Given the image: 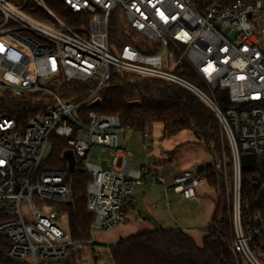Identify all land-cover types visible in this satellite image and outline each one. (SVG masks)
I'll use <instances>...</instances> for the list:
<instances>
[{"label":"built area","instance_id":"obj_1","mask_svg":"<svg viewBox=\"0 0 264 264\" xmlns=\"http://www.w3.org/2000/svg\"><path fill=\"white\" fill-rule=\"evenodd\" d=\"M263 12L264 0H0V93L41 94L44 101L40 111L28 113L24 128L0 110V238L9 242L10 264H59L71 250L96 244L93 232L77 242L60 226L72 180L68 164L43 167L52 136L65 139L83 160L91 177L87 209L94 219L102 218L99 231L126 224L139 187L157 183L168 189L167 179L149 167L141 178L130 177L133 155L119 141L130 129L119 117L93 111L81 117L84 105L100 100L114 69L178 84L215 112L235 168L232 250L249 264H261L256 254L264 256V28L257 15ZM113 25L128 36L115 51ZM131 34L155 44L157 52L137 47ZM181 64L192 69L204 90L175 73ZM63 83H94V88L84 101L69 102L57 92ZM245 155L253 159L247 178L256 212L244 230ZM171 176L172 188L186 199L195 198L204 182L200 172Z\"/></svg>","mask_w":264,"mask_h":264},{"label":"trees","instance_id":"obj_2","mask_svg":"<svg viewBox=\"0 0 264 264\" xmlns=\"http://www.w3.org/2000/svg\"><path fill=\"white\" fill-rule=\"evenodd\" d=\"M51 7L55 9L56 5ZM126 37H128L126 33L120 32L116 26L111 27V47L120 49L127 44ZM129 37L132 38L133 34ZM136 46L140 48L141 43L136 42ZM111 49L115 51L114 48ZM175 73L204 90V86L188 65L181 64ZM93 88L94 83H63L57 92L64 100L79 103L86 99ZM42 97L41 94H28L22 98H15L10 94L0 93V110L6 111L20 128H24L29 121L28 113H36L44 107ZM99 97L101 100L99 106L93 108L88 104L81 108V117L84 120L87 114L93 111L100 115L119 117L125 127L136 133H145L154 124L163 126L165 138L185 130L193 132L197 143L205 146L212 158V162L198 172L202 173L205 184L217 195L216 209L207 226L202 246H198L182 230L155 227L154 230H145L110 245L109 250L114 264H243L244 261L248 263L241 253L234 254L232 250L235 229L233 215L226 202V192L228 187L231 189L233 179L230 171V179L226 183L221 162L225 152L227 159H232L228 161L229 167H232L233 156L215 112L197 95L178 84L143 78L119 69L112 71L111 79ZM220 106L223 108L221 103ZM70 148L65 139L52 136L50 151L43 167L65 169L67 162L63 155ZM248 174L247 170H242L240 206L244 230L249 216L256 212L253 185L247 178ZM69 175L72 180L71 201L62 208L68 217V229L72 239L84 242L90 239L95 220L87 209L86 190L91 177L79 157L76 159V170ZM131 210L129 208L127 212ZM8 247L9 242L0 238L2 264H10L7 257ZM256 255L259 262L264 264V256L260 253ZM59 264L80 263L76 254L72 253Z\"/></svg>","mask_w":264,"mask_h":264},{"label":"crops","instance_id":"obj_3","mask_svg":"<svg viewBox=\"0 0 264 264\" xmlns=\"http://www.w3.org/2000/svg\"><path fill=\"white\" fill-rule=\"evenodd\" d=\"M131 134L133 137H131ZM123 136L122 146L132 153L133 159L137 153L143 152L145 154V159L138 166L140 171H142L144 167L151 168L155 173L167 179L168 189L157 183L141 186L143 187L140 196L141 200L134 197L137 207L131 210L136 211L137 209L139 212L137 216L130 218L126 217V224L106 232L100 231L102 232L100 234H109L112 237L111 242L115 244L119 242L121 238L127 239L137 235L140 230H154L155 227H160L167 230H182L185 234L190 236L198 246H202L203 240L207 234V226L216 209V200L212 198L214 202L212 201V203L209 204L206 203V209L200 216H197L195 210L197 207L202 206L205 198H210L208 195H210L211 192L213 194H215V192L206 184L204 185L202 183L197 190L196 197L186 199L172 188L171 175L192 172L194 166L199 163L205 165L211 163V155L208 153L205 146L197 143V139L193 132L188 130L165 138L163 136V126L161 124L152 125L145 133H136L130 130L126 134H123ZM146 143H149L148 149L145 148ZM155 190L159 193L156 197L154 196ZM139 200L142 201L145 207L139 206ZM143 208L146 209L145 211L148 212L149 215L152 214V217L153 214L155 217L158 216V212H160V214L164 213V221L167 224H163L161 221L162 225L158 224L155 217V219H148L145 216L146 213Z\"/></svg>","mask_w":264,"mask_h":264},{"label":"rangeland","instance_id":"obj_4","mask_svg":"<svg viewBox=\"0 0 264 264\" xmlns=\"http://www.w3.org/2000/svg\"><path fill=\"white\" fill-rule=\"evenodd\" d=\"M257 20L259 22L260 28H264V12L260 13L259 15H257ZM133 40L137 41L138 43H141L144 47H146L148 49H152L154 52H157L156 51L157 50V46L155 44H148L143 39L139 38L137 35H134V34H133ZM111 48H114V50H116V47H111ZM166 69L168 71H171L170 68H166ZM58 81L59 80H57L56 83H58ZM130 133H132V132H130ZM123 137H124L123 134L119 135V141H120V145L121 146L123 145ZM131 137H133L132 134H131ZM131 146H132V143H131ZM49 151H50V146L48 147V149L46 151V157L48 156ZM103 157H104V155H103ZM144 159H145V154L143 152L136 154L135 158L132 161V165H131V169H130V177L131 178H133V179L141 178L142 172L140 171L138 166L140 165V163L143 162ZM228 161H232V159L228 160L227 157H226V154L224 152L223 156H222V162H221L222 171L224 173V179H225V181L227 183V180L230 179V171H231L232 179H233L232 186L230 187L231 189H229V187L227 185V187H228L227 190L228 191L226 192V202H227V204H228V206H229V208L231 210V213H232L233 219H234V204H235V198H236V196H235V194H236V177H235L234 163H233L232 167L231 166L229 167ZM204 166H205V164L199 163L198 165L194 166V169H193L192 172L196 173L200 169H202ZM203 184L205 185V182H203ZM206 189H208V188H206ZM142 190H143V187H139L137 189V191L134 193V197L135 198H139L141 200L140 196H141ZM212 191H214V190L212 189ZM158 194H159L158 191L155 190L154 196L156 197ZM208 196H210V198H205L203 200V203H202L203 208H202V206L196 208L195 213L197 214V216H200L201 213L206 209V203L207 204L212 203L213 199H215V200L217 199L216 198L217 195L213 194L212 192ZM139 206L140 207H142V206L145 207V205L142 203V201H140ZM143 209H144V212L146 213L145 216L148 219L155 217L154 214H153V217H152V214L149 215V213L145 211L146 209L145 208H143ZM138 213L139 212L136 209V211L133 210L129 214H127L128 216H126V217L127 218L135 217V216H137ZM23 214L24 215H28L27 209H25V208L23 209ZM158 214L159 215L155 217L156 219L154 218L155 220H157L158 224H161V225H162V223L163 224H167L164 221V218H165L164 215L165 214L164 213L160 214V212H158ZM148 216H150V217H148ZM59 222H60L61 228H63L64 230H67L68 217H62L61 216L59 218ZM101 222H102V218L101 217H97L94 220V226L92 227V232H93L94 236L96 237V244L93 247L90 248L89 246H85L82 250H78V251L71 250V253L76 254V257H77L78 262L80 264H114L112 255H111L110 250H109V246L114 244L113 242H111L112 237L109 234H107V233L106 234L105 233L104 234H100L102 232H100L96 228V226L99 225ZM141 232H143V230L139 231V233H141ZM243 264H248V263H246L244 261Z\"/></svg>","mask_w":264,"mask_h":264},{"label":"water","instance_id":"obj_5","mask_svg":"<svg viewBox=\"0 0 264 264\" xmlns=\"http://www.w3.org/2000/svg\"><path fill=\"white\" fill-rule=\"evenodd\" d=\"M48 82H50V79L42 81V85H45ZM100 104H101V101L98 99L93 104H91V107L94 108V107L99 106ZM63 157L68 164L69 172L73 173L76 170V158L74 156L73 151L72 150L65 151ZM241 160H242V169L249 170L252 164V161H253L252 157L249 155H245L242 157Z\"/></svg>","mask_w":264,"mask_h":264},{"label":"bare ground","instance_id":"obj_6","mask_svg":"<svg viewBox=\"0 0 264 264\" xmlns=\"http://www.w3.org/2000/svg\"><path fill=\"white\" fill-rule=\"evenodd\" d=\"M9 79H12V76Z\"/></svg>","mask_w":264,"mask_h":264}]
</instances>
